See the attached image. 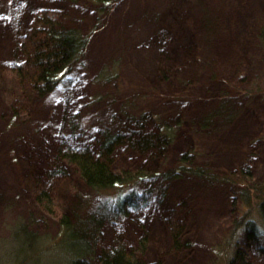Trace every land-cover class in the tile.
I'll use <instances>...</instances> for the list:
<instances>
[{
  "label": "rangeland",
  "instance_id": "rangeland-1",
  "mask_svg": "<svg viewBox=\"0 0 264 264\" xmlns=\"http://www.w3.org/2000/svg\"><path fill=\"white\" fill-rule=\"evenodd\" d=\"M42 10L88 36L44 95L15 72L20 37ZM263 28L264 0H0V264H70L80 230L95 236L94 252L123 241L147 263L240 264L237 254L264 264V194L251 188H264ZM161 125L171 127L162 149L114 148L115 169L152 174L125 212L107 207L115 190L93 191L59 155L96 151L103 130ZM183 153L234 176L178 171ZM246 171L251 180L240 179ZM63 217L74 232L64 233Z\"/></svg>",
  "mask_w": 264,
  "mask_h": 264
},
{
  "label": "trees",
  "instance_id": "trees-1",
  "mask_svg": "<svg viewBox=\"0 0 264 264\" xmlns=\"http://www.w3.org/2000/svg\"><path fill=\"white\" fill-rule=\"evenodd\" d=\"M100 6L108 4L114 0H93ZM264 37V28L262 29ZM87 35H83L74 27L65 28L60 20L51 13L42 10L35 14L29 28L20 37L19 47L23 54V60L15 66L16 74L25 79L38 94H47L53 91L68 74L75 63H77L86 46ZM143 115L139 116V119ZM171 129L168 125H161L155 132H144L141 134L124 135L122 133L103 130L98 140L96 151L85 148H65L60 150L59 155L70 165H72L79 176L84 180L93 191L117 192L114 199L109 200L108 209L120 210L125 212L126 207L136 206L138 201L144 199V193L140 194L134 187L143 178L152 175L144 170H117L113 166L112 153L118 144L128 142L130 147L141 150H157L164 148L170 141ZM193 157L189 153H183L178 162V171H187L208 177L210 179H231L233 175L220 176L211 171L205 170L199 166H194ZM175 169H168L163 174L165 178L174 174ZM241 174V175H240ZM240 179L251 180L252 175L248 171L241 172ZM155 175V174H154ZM132 188L128 191L124 189ZM251 188L254 194H264V188L252 184ZM43 195V194H42ZM46 194L38 196V201H44ZM259 205L264 210V196ZM105 206V205H104ZM106 207V206H105ZM107 209V208H106ZM90 215L88 223L98 222L97 216ZM64 224V233L74 232V224L67 222L62 218ZM171 230L174 247H179L180 227L173 224ZM75 252L70 257V264H87L88 259L94 257L97 264H158L155 262H144L136 257L132 247L129 248L123 241H119L107 247H99L98 252H94L95 236L92 232L87 233L84 230L76 235L72 234ZM143 242V241H141ZM143 250L144 245H143ZM87 259V260H86ZM240 264H249L243 258L236 254ZM229 264H237L235 260Z\"/></svg>",
  "mask_w": 264,
  "mask_h": 264
}]
</instances>
